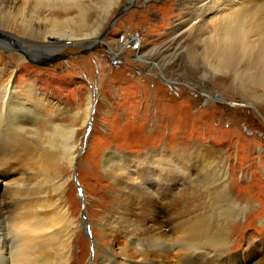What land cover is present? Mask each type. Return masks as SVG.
Listing matches in <instances>:
<instances>
[{"label": "rangeland", "instance_id": "rangeland-1", "mask_svg": "<svg viewBox=\"0 0 264 264\" xmlns=\"http://www.w3.org/2000/svg\"><path fill=\"white\" fill-rule=\"evenodd\" d=\"M175 1L147 0L132 5L121 2L104 28L103 36L111 44L87 46L83 43L74 46L67 42V47L57 53L64 55L59 59L44 60L52 55L43 47L36 49V56H31L22 53L19 47L13 46L11 50H6L0 46V66L1 60L10 52L21 53L24 58L22 66L13 73L12 80L16 83L15 89L19 91L20 97L36 104L42 111L38 123L40 130H49L51 123L59 124L62 130L69 127L73 129L72 137L57 133L50 137V143L54 148H61L67 143L74 144L73 150L77 153L74 165L68 169L62 168V174L68 180L63 191L54 198L58 215L66 211L74 221L72 228L78 225L71 248L74 264H88L91 260L93 264H104L101 258L108 239L102 236V219L109 218L115 223L118 220L117 210L124 208L119 181L138 187L133 204L139 216L152 203L144 201L142 193L160 197L161 203L153 213L154 221L150 224L166 225L168 213L174 207L176 211V205L183 202L182 192L191 188L184 185L183 176L177 171L173 177L175 182L169 183L166 170L153 166L158 161H153L151 154H160L168 159L170 165L173 163L177 167L182 160L193 162L195 157L187 158V155L198 146H210L216 152L222 151L227 157L233 173L228 179L230 193L239 201L231 209L223 198L214 208L217 218L212 217L206 224L217 233V239L226 237L228 240V256H231V261L234 260L232 264H235L236 257L250 255L254 246L260 255L256 261L252 262L251 259L249 264L264 262V96H258L263 88L249 85L253 88L244 90L236 80L233 85L231 80H216L233 77L229 74L232 72L208 73L210 61L202 52L201 44L196 43L195 47L183 45L175 49L176 42L166 36L169 27L167 19H176L177 13V5L172 12H166L167 6ZM150 5L157 8L147 10ZM159 6L166 10H159ZM3 17L0 14V18ZM38 29H26L25 33L29 31V37L38 38L42 31ZM133 33H139L144 38V51L152 50L153 54H157L156 51L165 50L166 59L172 58L170 65L165 68L168 80L172 79L170 83L149 62L135 58L131 48L119 52L115 50L117 39L122 42L124 34ZM152 57L164 66V57ZM30 58L45 64L40 65ZM13 62L11 58L10 63ZM236 64L246 65L245 62ZM204 69L207 71L203 72ZM239 74L245 80L249 76L246 73ZM186 76L194 80L196 85H206L203 88L205 94L199 85L197 88L190 87ZM88 97L91 101L90 111L82 126L83 107ZM229 102L234 105L231 106ZM249 102L261 109L263 117L247 104ZM28 130L29 127L24 139L44 146ZM110 150L125 156V166L120 169L119 175L116 172L109 173L105 168L106 162L103 160ZM31 160V157L16 151L13 158L0 163V179L19 183L26 179L21 189L7 195L9 207L6 212L11 216L15 214L13 208L25 199V195V200L29 199L24 200L26 203L35 202L39 196L36 190L43 188L41 183H36L34 188L31 186L33 179L27 180L32 172L28 166ZM160 171L164 173L160 174ZM50 187L46 184L43 190L47 188L49 193ZM145 190L149 193L145 194ZM212 197L207 202L200 193L192 199L193 205L199 212L210 213ZM246 205L245 211L239 209ZM83 223H86L85 228ZM56 227H59L60 234L63 227L60 223ZM219 262L215 264L229 261Z\"/></svg>", "mask_w": 264, "mask_h": 264}, {"label": "bare ground", "instance_id": "bare-ground-1", "mask_svg": "<svg viewBox=\"0 0 264 264\" xmlns=\"http://www.w3.org/2000/svg\"><path fill=\"white\" fill-rule=\"evenodd\" d=\"M145 1L147 0H0V14L4 16L0 18V46L6 50H11L10 47L13 46L19 47L22 53L31 56H36V49L42 47L49 54L54 55L66 48L67 42L74 46H80L83 43L87 46L98 44L108 46L110 42L103 36L104 28L120 3L127 2L128 5H132ZM175 5H177L176 19L171 21L172 17L167 19L169 27L166 33V36L176 42L175 49L183 45L195 47L196 43L201 44L202 52L210 61L209 71L204 69L203 72L231 71L232 73L229 74L233 77H220L216 80L222 82L231 80L232 85L236 80L244 90L247 87H261L263 91L258 96L263 97L264 0H176L174 4L169 3L167 10L163 6H159L158 9L172 12ZM156 8L157 6L150 5L147 10ZM38 28L42 30L38 38L29 37L27 34L29 31L25 33L26 29L37 31ZM99 36L103 37L100 39ZM30 40H37V42ZM143 42L144 38L139 33L124 34L122 42L117 39L115 50L119 52L131 48L135 58L149 62L170 83L172 79L168 80L165 68L170 65L172 58L166 59L165 50H158L157 54H153L152 50L144 51ZM31 46L36 47L30 48ZM151 54L164 57V66L154 60ZM11 58L14 59L13 63H10ZM23 59L21 53L10 52L1 60L0 163L13 158L16 151L23 153L25 157L32 158L28 163L32 172L27 177V180L33 179L31 186L41 183L43 188L46 184L52 188L50 187L49 193L46 191L47 188L36 190L39 196L35 202L33 201L34 203L32 201L26 203L25 201L29 199L25 200V195V199L23 198L25 201H20L13 208L15 214L11 216L6 212L9 207L7 195L13 190L21 189L26 179L20 183L0 179V264H74L71 248L74 231L77 230L78 225L72 228L74 221L68 217L66 211L61 216L58 215L59 211L56 210L54 198L63 191L68 180L62 174V168H71L77 153L73 150L74 144L67 143L61 148H54L50 140V137L57 133H64L70 138L73 136V129L69 127L62 130L59 124L49 122L51 123L49 130H40L38 123L42 117V111L36 104H31L26 98L20 97L19 91L15 89L16 83L12 80L13 73L22 66ZM236 62H245L246 65L238 66ZM239 73H246L249 76L245 80L239 76ZM185 78L190 87L199 85L201 92L205 94L206 85L202 83L196 85L190 77ZM229 104L234 105L232 102ZM247 104L253 106L258 115H262L261 109L254 103ZM90 105L91 101L88 97L83 107L82 126L86 123ZM27 127L29 132L38 137L37 141L41 140L44 143V146L24 139ZM191 156L195 157L193 162L187 159L184 162L182 160L181 164L178 163L175 167L173 163L170 165L168 159L162 155L151 154L153 161H158L153 166L166 170L169 183L175 182L173 177L177 171L183 176L184 185L191 188L182 192L183 202L179 206L176 205V211L174 207L173 211L168 213L166 225L154 223L155 226H152L150 224L154 221L153 213L161 203L160 197L156 198L155 195L151 197L142 193L145 196L144 201L152 203L145 207L139 216L133 204L135 192L139 191L138 187H131L119 181L124 208L117 210L118 220L115 223L109 218L102 219V236L107 238L108 242L103 250L101 262L104 264H171L173 261L175 264H215L219 261V263L229 261L226 264H232L234 260L231 261V256H228L230 254L228 240L226 237L217 239V233L206 224V221L212 217L217 218L214 208H217L216 206L223 198L231 209L239 204L229 189L231 185L228 179L233 173L229 168L228 159L222 151L216 152L210 146L203 148L198 146L194 152L187 155V158ZM124 157L110 150L103 160L106 162L107 171L118 174L125 166ZM161 172L164 173L160 171V174ZM158 182L161 183V180L159 179ZM143 192L149 193L146 190ZM200 193L207 202H210V198L218 193L212 197V202L209 204V209H212L210 213L199 212L193 205L192 199ZM241 208L245 211L247 205L240 206L239 209ZM58 223L63 227L60 234H58L59 227H56ZM86 223H83L84 228ZM215 242L218 243L215 244ZM121 243L124 244L121 245ZM255 248L257 247L254 246V251H251L250 255L236 257L235 264H249L251 259H253L252 262L256 261L260 253ZM129 250L133 252L129 253ZM93 263L92 260L88 262V264Z\"/></svg>", "mask_w": 264, "mask_h": 264}, {"label": "water", "instance_id": "water-1", "mask_svg": "<svg viewBox=\"0 0 264 264\" xmlns=\"http://www.w3.org/2000/svg\"><path fill=\"white\" fill-rule=\"evenodd\" d=\"M63 56H64V55H61V56H60V55H57V53H56V54L52 55L51 57H48V58H46V59H44V60H48V59H53V60H54V59H59V58H61V57H63ZM30 60H31V61H34V62H38V64H40V65H42V64L44 65V64H45V63H43V62L40 63L39 61L34 60L33 58H30ZM45 62H46V61H45Z\"/></svg>", "mask_w": 264, "mask_h": 264}]
</instances>
